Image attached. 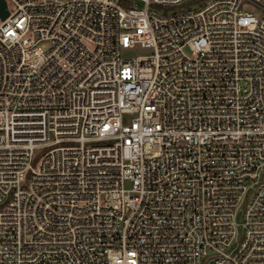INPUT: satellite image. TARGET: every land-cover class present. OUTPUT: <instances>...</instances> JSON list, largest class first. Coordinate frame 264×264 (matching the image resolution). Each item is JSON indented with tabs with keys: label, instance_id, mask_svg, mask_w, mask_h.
I'll use <instances>...</instances> for the list:
<instances>
[{
	"label": "built area",
	"instance_id": "obj_1",
	"mask_svg": "<svg viewBox=\"0 0 264 264\" xmlns=\"http://www.w3.org/2000/svg\"><path fill=\"white\" fill-rule=\"evenodd\" d=\"M4 1L0 264H264V0Z\"/></svg>",
	"mask_w": 264,
	"mask_h": 264
},
{
	"label": "rangeland",
	"instance_id": "obj_2",
	"mask_svg": "<svg viewBox=\"0 0 264 264\" xmlns=\"http://www.w3.org/2000/svg\"><path fill=\"white\" fill-rule=\"evenodd\" d=\"M201 4V0H195L190 3L182 5L178 9H188V8H194L198 7ZM248 11H251L250 7H246ZM256 16H258V13H255ZM152 53V50L146 47H142L139 45H135L129 48H122L121 49V57L124 59H130V58H135L138 56H148ZM124 121L129 123V117L125 116ZM126 123V124H127Z\"/></svg>",
	"mask_w": 264,
	"mask_h": 264
},
{
	"label": "water",
	"instance_id": "obj_3",
	"mask_svg": "<svg viewBox=\"0 0 264 264\" xmlns=\"http://www.w3.org/2000/svg\"><path fill=\"white\" fill-rule=\"evenodd\" d=\"M8 16V12L6 10V3L4 0H0V19L4 20Z\"/></svg>",
	"mask_w": 264,
	"mask_h": 264
}]
</instances>
